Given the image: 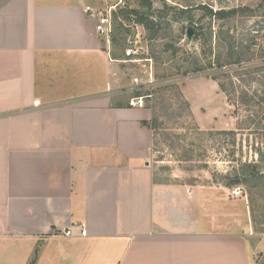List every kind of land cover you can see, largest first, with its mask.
Masks as SVG:
<instances>
[{
	"label": "crops",
	"instance_id": "crops-1",
	"mask_svg": "<svg viewBox=\"0 0 264 264\" xmlns=\"http://www.w3.org/2000/svg\"><path fill=\"white\" fill-rule=\"evenodd\" d=\"M120 5L0 0V264H250L229 189L155 179L138 77L95 29Z\"/></svg>",
	"mask_w": 264,
	"mask_h": 264
},
{
	"label": "rangeland",
	"instance_id": "rangeland-1",
	"mask_svg": "<svg viewBox=\"0 0 264 264\" xmlns=\"http://www.w3.org/2000/svg\"><path fill=\"white\" fill-rule=\"evenodd\" d=\"M149 4L122 0L121 9L111 16L109 40L115 54L129 61L130 74L142 83L151 82L141 94L150 96L145 108L152 116L149 163L154 177L197 189L226 188L231 196L239 190L240 196L232 197L239 198L245 213L241 226L250 264H264V176L246 186L229 185L247 171L246 164L258 166L264 175V129L255 131L251 125L237 131L240 122L244 126L248 112L221 92L218 84L224 79L211 78L218 59L224 72L239 67L226 66L228 57L239 56L242 67L264 62V0H149ZM235 8H249L254 13L229 20L208 15V10ZM132 11L147 15L154 27L146 30L136 23ZM127 50L133 52L131 56L125 55ZM150 68L151 78L147 77ZM258 84L235 82V94L258 92L262 90ZM250 116L258 120L256 111ZM242 209L236 207L235 211Z\"/></svg>",
	"mask_w": 264,
	"mask_h": 264
},
{
	"label": "trees",
	"instance_id": "trees-1",
	"mask_svg": "<svg viewBox=\"0 0 264 264\" xmlns=\"http://www.w3.org/2000/svg\"><path fill=\"white\" fill-rule=\"evenodd\" d=\"M146 3L148 7H150L149 0H146ZM253 13L254 10H251L249 8H235L231 10H219L216 12L208 10L209 17L217 20H229L235 17H242ZM130 15L136 19V23L142 25L146 30H150L154 27V23L149 20L147 15L140 14L135 11L130 12ZM230 56H233V54H231ZM228 59L229 62L225 64L226 66L234 65L239 67H236V69L229 72L221 71L224 66L219 63L218 59L216 61L218 68L215 70L216 72L211 74V78L215 81H219L220 78L224 79V83L219 82L218 84L221 92L224 94L228 93V96L233 99V105L236 104L244 107L245 111L248 112V116H246V122H244V126L243 121L240 122L237 131L243 130V127H246L247 129L251 125H253L255 131L261 128L264 129V62H260L254 66L250 65L242 67L240 65L242 60L239 56L235 59L228 57ZM226 81L228 82L227 84ZM235 82H241L247 85L253 82H257L259 84H262V86L258 84L262 88V90H259L258 92L254 91L251 94H249L250 91L246 92L241 90L239 95L237 96L235 94L237 91ZM231 99L228 98L230 104L232 102ZM252 111L257 112V121H254L252 119V116H250ZM151 122L152 119L149 122H144V125L152 130L153 127L151 125ZM235 133L236 132H225L224 134L235 136ZM244 168H246L247 171H245L241 175V177L236 176L233 180H230L229 185L241 184L243 186H246L251 180H256L257 178L262 179L264 176L263 174H261V172L258 171L259 167L256 165L246 164L244 165ZM34 261L35 258L32 259L30 264H34Z\"/></svg>",
	"mask_w": 264,
	"mask_h": 264
},
{
	"label": "built area",
	"instance_id": "built-area-1",
	"mask_svg": "<svg viewBox=\"0 0 264 264\" xmlns=\"http://www.w3.org/2000/svg\"><path fill=\"white\" fill-rule=\"evenodd\" d=\"M120 3L122 2V0H118ZM86 13L88 12H92V10L90 8H86L85 10ZM111 12L110 10H107L105 13H100L98 14V24L96 25V32L98 34H100L101 36L106 37L107 39H109V36L112 33V20H111ZM133 52L127 50L125 52V55L131 56ZM131 62H136V61H131ZM140 62V61H137ZM149 74L147 75V77H152V69L150 68L149 70ZM150 81L147 82H140V80L138 78H134L133 79V85L134 87L131 89V92H133L134 97L130 98V100L128 101V106L130 108H138V109H142L145 108V100L150 97L149 95H142L141 94V90L143 89L144 86H149L150 85ZM138 94V95H137ZM34 105H38V101L33 103ZM241 194V192L239 190H234V192L232 193V196L234 197H239ZM78 229L80 230V236L84 237L86 236V230L84 229L83 226H78ZM56 235H63L65 237H70L73 236V232L71 230H66L61 234H56Z\"/></svg>",
	"mask_w": 264,
	"mask_h": 264
},
{
	"label": "water",
	"instance_id": "water-1",
	"mask_svg": "<svg viewBox=\"0 0 264 264\" xmlns=\"http://www.w3.org/2000/svg\"><path fill=\"white\" fill-rule=\"evenodd\" d=\"M187 35L189 38L192 36V33L190 32V30L187 31Z\"/></svg>",
	"mask_w": 264,
	"mask_h": 264
}]
</instances>
